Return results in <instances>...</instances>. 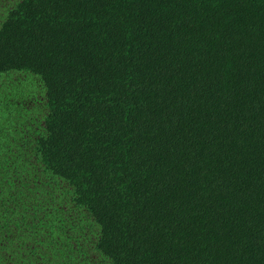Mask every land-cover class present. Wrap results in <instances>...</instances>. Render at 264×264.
Wrapping results in <instances>:
<instances>
[{
  "label": "trees",
  "instance_id": "obj_1",
  "mask_svg": "<svg viewBox=\"0 0 264 264\" xmlns=\"http://www.w3.org/2000/svg\"><path fill=\"white\" fill-rule=\"evenodd\" d=\"M4 78L0 264H264V0H21Z\"/></svg>",
  "mask_w": 264,
  "mask_h": 264
},
{
  "label": "rangeland",
  "instance_id": "obj_2",
  "mask_svg": "<svg viewBox=\"0 0 264 264\" xmlns=\"http://www.w3.org/2000/svg\"><path fill=\"white\" fill-rule=\"evenodd\" d=\"M19 2H21V0H0V22H1V18L4 17L5 13L8 10L15 7ZM0 82L3 84V85H0V89L5 87L7 90H10V87H8L9 85H7V79L6 78H4V80L2 79ZM11 88H12V86H11Z\"/></svg>",
  "mask_w": 264,
  "mask_h": 264
}]
</instances>
